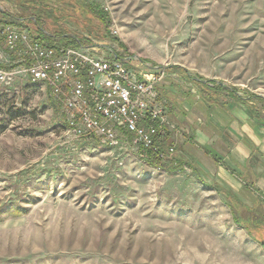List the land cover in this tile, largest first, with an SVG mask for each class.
<instances>
[{"label":"rangeland","instance_id":"obj_1","mask_svg":"<svg viewBox=\"0 0 264 264\" xmlns=\"http://www.w3.org/2000/svg\"><path fill=\"white\" fill-rule=\"evenodd\" d=\"M23 1L0 0V20L20 17L9 23L52 43ZM42 10L47 32L95 55L264 107V0H49ZM0 70V264H264V247L194 169L151 168L126 142L75 137L2 39Z\"/></svg>","mask_w":264,"mask_h":264},{"label":"built area","instance_id":"obj_2","mask_svg":"<svg viewBox=\"0 0 264 264\" xmlns=\"http://www.w3.org/2000/svg\"><path fill=\"white\" fill-rule=\"evenodd\" d=\"M0 39L17 57L28 81L45 87L75 137L94 138L107 146L126 142L144 160L150 149L161 159L173 154L174 146L158 145L167 125L156 91L163 67L131 66L117 54L95 55L90 46L47 44L9 22L0 21ZM6 75L0 70V78Z\"/></svg>","mask_w":264,"mask_h":264},{"label":"crops","instance_id":"obj_3","mask_svg":"<svg viewBox=\"0 0 264 264\" xmlns=\"http://www.w3.org/2000/svg\"><path fill=\"white\" fill-rule=\"evenodd\" d=\"M156 91L167 116L162 149L174 146L185 166L225 198L234 224L264 247V107L177 71L166 70Z\"/></svg>","mask_w":264,"mask_h":264},{"label":"trees","instance_id":"obj_4","mask_svg":"<svg viewBox=\"0 0 264 264\" xmlns=\"http://www.w3.org/2000/svg\"><path fill=\"white\" fill-rule=\"evenodd\" d=\"M21 4L26 6L29 9V11L31 10L32 15H31V17H29V19L27 21L31 23L32 28L35 32H38L39 34L40 33L45 34L49 38L50 37L58 38V40H59L58 42H53L50 44H54V43L69 44V42L73 43L74 46H79L82 44L81 40L75 36H72V37H70L68 35L65 36L66 33L64 31L53 32V33H49L46 31V29L43 26V23H44V21H46L47 18L42 14V11H43L42 9L44 7V4L42 2H40L38 0H29V1H25V2L23 1V2H21ZM23 18H25V17H23ZM10 19L12 21H6V22H14L16 24L21 23L20 17H18V18L10 17ZM118 57L122 58L120 56H118ZM3 67L6 69H9L11 66L3 65ZM221 90H225V87L222 85H219L217 87V91H221ZM229 94L237 100L246 101V98L235 94L234 91H231ZM261 102L264 104V99H261ZM160 142L161 141H159L158 145L160 148H162L160 146ZM145 164L151 168H160V169H163L166 171H174L176 169H180L181 167H183L185 163L177 155H171V156L167 157L166 159H161L158 157V155L154 154L152 152V150L150 149V150H148L147 158L145 159Z\"/></svg>","mask_w":264,"mask_h":264}]
</instances>
